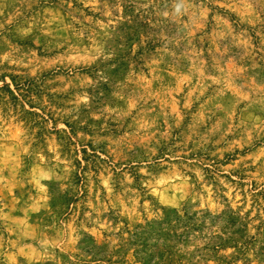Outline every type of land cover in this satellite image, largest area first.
Segmentation results:
<instances>
[{
  "label": "rangeland",
  "instance_id": "374dc122",
  "mask_svg": "<svg viewBox=\"0 0 264 264\" xmlns=\"http://www.w3.org/2000/svg\"><path fill=\"white\" fill-rule=\"evenodd\" d=\"M0 264H264V0H0Z\"/></svg>",
  "mask_w": 264,
  "mask_h": 264
}]
</instances>
